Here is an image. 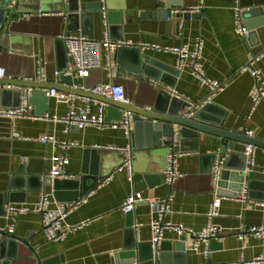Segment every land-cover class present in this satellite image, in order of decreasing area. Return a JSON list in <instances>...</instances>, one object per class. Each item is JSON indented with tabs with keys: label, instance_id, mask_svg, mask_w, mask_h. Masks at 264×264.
<instances>
[{
	"label": "crops",
	"instance_id": "obj_1",
	"mask_svg": "<svg viewBox=\"0 0 264 264\" xmlns=\"http://www.w3.org/2000/svg\"><path fill=\"white\" fill-rule=\"evenodd\" d=\"M3 1L0 0V4ZM25 4L23 12L10 16L7 25H11L14 31L8 32L6 28L7 33L4 34L11 36L18 47H8L6 51L0 48V66L7 73L11 65L15 75L31 71L36 79V58L40 56L45 61L44 81L74 86L75 77L71 76V79L70 75L63 73L69 63L67 54L63 47L56 48L51 41L55 15L51 11L47 15L31 12L37 15L35 19L30 20L29 16L24 19V12L31 9L30 2ZM237 4L243 9L248 29L246 37L238 35L234 29V7ZM71 5L80 7L78 13L82 17L77 20V28L71 26L67 29L62 24L60 35L80 32L93 39H102L106 32L111 41L139 47L140 56L147 62L142 61L141 65L147 67V74L135 78L131 74L134 65L129 51L108 53L100 47L101 68L79 78L83 89L114 82L120 84L124 91H130L133 97L139 96L143 102L155 99L161 91L174 96L171 91L175 90L183 97L179 100L192 102V105H197L196 110L202 105L212 106L216 115L223 116L226 128L252 131V138L264 142V98L251 109L250 93L254 78L244 69L251 54H260L264 50V0H73ZM167 5L170 8L182 7L191 16L175 20L178 27L174 25L167 30L166 21L155 16L156 11ZM10 7H6V13ZM199 37L203 40V72L221 85L218 91L199 82L187 66L178 68L177 56L173 53L150 47L153 44L161 47L187 44L192 48ZM256 65L264 77V56ZM27 91L31 105L28 112L14 118L0 116V227L11 223V219L4 215L7 204L32 205L38 201L42 191L50 193L52 202L48 206L53 207L56 203L69 206L62 225L75 227L68 231L64 240L47 241L41 230L43 215L36 212L19 215L14 222L13 234L28 238L40 260L50 258L53 264H127L128 259L117 255L120 250H129L137 242H150L148 201L166 198L169 203L163 223L181 224L192 230L182 234L186 247L185 263L206 264L210 259L211 264H249L257 255L264 254V235L245 234L238 239L236 234L241 225L264 226V204H256L264 200V186L260 183L264 181V149L255 146V165L252 168L255 183L250 182L246 175L237 190L234 176L230 175L226 180V197L221 200L220 215L215 218L222 229L221 235L219 239L209 241L210 253L203 256L190 247L206 222V210L212 196L213 162L223 158L225 167L232 172L246 162L243 155L245 143L234 141L233 149L223 152L221 147L227 141L220 137L202 133L196 142L184 137L183 143L176 141V146L182 147L176 158L180 178L167 183L163 173L165 152L151 159L154 169L151 173L138 172L144 167L147 170L150 165L133 157L129 177L124 168L119 169L122 162L119 151L108 148L122 147L127 142L123 128L110 124L117 120L115 113L108 115L104 107L106 118L102 125H88L79 130L67 127L63 121L48 118L65 115L69 111L65 102H56L53 98L47 100L40 91L31 94L29 89H25L24 94ZM18 100L15 94L8 98L0 95V108L18 107L15 106ZM101 104L104 103L76 95L73 108L87 106L90 114H97ZM129 126L132 130V122ZM46 134H53L59 142L66 141L70 145L40 143L38 137ZM54 155L68 158L66 176L58 179L79 180V191L83 171L92 172L98 157L97 178L87 173L85 186L88 189L77 200H73L77 190L68 182L56 190L57 197L66 200L60 201L54 196L48 178ZM134 191H139L144 200L137 202L132 212H122L121 203ZM139 222L143 225L137 231L134 225ZM179 236L175 230L165 229L161 242L164 247L171 244L175 249ZM198 246L200 249L204 247L201 243ZM0 264L36 262L33 256L9 259L7 252L0 250Z\"/></svg>",
	"mask_w": 264,
	"mask_h": 264
},
{
	"label": "water",
	"instance_id": "obj_2",
	"mask_svg": "<svg viewBox=\"0 0 264 264\" xmlns=\"http://www.w3.org/2000/svg\"><path fill=\"white\" fill-rule=\"evenodd\" d=\"M27 2L31 3V9L24 12V14H29V17L25 16L24 19L26 17L30 20L35 19L37 15H32V13L34 14L36 12H43V15H47L49 11H51L53 15H55L52 23L54 24V32L51 33V41L56 48L58 46L63 47L66 54L64 41L60 37L62 24H65L67 29L71 28V26L77 28V20L79 17H82V15L78 13L80 7L78 5H71L73 0H67V2H64V0H4L3 3L0 4V48L3 47L4 51H6L8 47H18L11 36H4V34L7 33L6 28H8V32L14 31L11 25H7L10 16L16 12H23V9L26 7L25 3ZM9 5H11V9L6 13V7ZM155 16L166 21V28L168 30L174 25L176 28L178 27L179 23L175 20L191 16V13L183 10L182 7L170 8L167 5L163 9L156 11ZM116 50L129 51L128 54L129 56L131 55L130 57L134 65V69L131 71L133 77L141 78L143 74H147V67L145 66V68H143L141 66L142 61L146 62V59H142V56H140L139 47L135 45L121 46ZM4 51L2 53L3 55L6 53ZM30 51L32 52V50ZM10 55L14 56L13 54ZM33 61L34 60L32 59V62ZM127 74L131 75L128 72ZM6 76H9V79ZM79 85V80L76 78L74 79V86H68L63 85L62 83L38 81L33 78V72L31 71L15 75L13 74L11 65H9L4 78L0 79V95L6 98H8L10 94L17 95L19 100L15 106H19L22 96L25 95V89H29L31 94L35 91H40L48 100L49 97L45 94V89L55 88L59 91L63 90L75 95H82L102 101L105 104L104 107L107 110L108 115L113 112L116 114V119H119L124 112H129L131 114L130 122H132L133 126L129 136V143H131V164L134 163L132 161L133 157H138L137 159L141 160L142 164L148 163L150 165L147 170L144 167V169H140L138 172H154L152 163H150L152 158L158 155L161 156L163 152H165L166 156L171 145L176 141L180 142V144L183 143L182 141L184 137H190L196 142L199 135L202 133L225 139L227 142L221 147L223 152H226L228 149L232 150L233 143L237 140L264 149L263 141L248 137L243 130L234 131L226 128L223 116L219 114L216 115L212 110V106H209V104L202 105L200 109L196 110L197 105L191 106L189 103L182 102L175 96L162 91L157 93L158 95L155 99L150 100L149 102H143L139 96L136 95L133 97L130 91L123 90L126 101H117L107 98L104 95L89 92L88 89L95 86H85V89H83L78 87ZM176 148L178 150H180V148L182 149L180 146H176ZM119 154L121 155L120 159L122 164L124 162V157L121 152H119ZM98 160L97 157V162L95 160L96 165L93 171L87 172L88 175L91 174L95 178H97V172L95 171H97ZM244 167L245 163L242 166L237 167V169L232 170V172H229L228 168L225 167V162H223L219 175L218 192L225 194V183L230 175L235 178V183L238 188L237 190L241 188L246 175H248L250 182L255 183L254 172L251 170L245 174L243 172ZM165 168L166 166L163 168V171ZM83 173L84 174L81 176L82 186L80 191L79 180L62 181L58 178L52 179L48 176L50 183L53 186V194L56 199L60 201L66 200V198L63 199L57 197L56 190H58L64 182H68L70 185L73 184L75 186V190H77L75 192L77 193L73 200H77L79 198L78 196L88 189L85 186V176L88 175L85 171H83ZM260 183L264 186V181H261ZM232 194L236 195L235 193ZM8 196H10L9 193ZM182 240L183 236L180 235L177 242H175V249L172 248L171 244L169 247H164V243L161 241L153 246L151 242H137L129 250H120L117 255L120 258L128 259L127 264H132L133 261L137 264H187L185 263L186 247ZM145 249L148 250L145 251ZM0 250L6 251L9 259L33 256L36 264H53L50 258L46 261L40 260L34 247L29 244L28 238H22L16 234L6 233L3 230H0ZM206 264H211L210 259L206 260Z\"/></svg>",
	"mask_w": 264,
	"mask_h": 264
},
{
	"label": "built area",
	"instance_id": "obj_3",
	"mask_svg": "<svg viewBox=\"0 0 264 264\" xmlns=\"http://www.w3.org/2000/svg\"><path fill=\"white\" fill-rule=\"evenodd\" d=\"M245 10H248L246 8ZM29 14H25L28 16ZM234 19H235V32L240 35L246 37L248 34V29L244 23L243 19V9L237 4L234 7ZM62 40L64 41V46L66 50V54L69 58L68 65L64 68L63 73L73 76L79 80V78H85L88 76V73L92 70H96L97 68H101V57H100V47H104L108 53L115 51L117 48L124 46L123 42L119 41H111L107 37V33L104 32V36L102 39H93L83 33L77 32L76 34H62L60 35ZM202 46L203 40L199 37L193 43L192 48H189L187 44H182L179 46H164L161 47L157 44H153L150 47L156 50L169 51L177 56V67L182 68V66H187L192 72V74L199 80V82L207 84L210 89L214 91H218L221 88V85L216 81L209 79L205 72H203L202 68ZM264 56V50L260 54H251L249 56L248 62L245 65L244 69L249 71V73L254 78V83L252 86V90L250 93V105L251 109H253L263 98H264V77L262 75L261 70L257 67L256 63ZM37 68L35 77L38 81H44V66L45 61L41 59L40 56L37 58ZM109 69V63L107 65ZM5 68L0 66V79L5 76ZM110 73V69H109ZM83 88V86H79ZM89 92L93 94L104 95L107 98L117 101H126L124 98L123 87L120 84L116 83H102L96 85L93 88L88 89ZM29 92L22 96L21 103L18 107L15 108H0V116L7 118H14L16 116H21L24 112H28L31 108L29 101ZM171 93L178 99H183L181 95H179L175 90H172ZM45 94L49 98H53L56 102H65L68 105V112L62 117L58 118L53 115L51 117L48 116L49 119L60 120L63 121L66 126H73L77 129L84 128V126L88 125H102L105 122V109L104 104H101L98 107L97 114H90L87 106H79V108H73V102L76 97L75 94L69 93L66 91H59L55 88H47L45 89ZM192 106V102H189ZM131 114L129 112H124L121 117L114 122H110L111 125L118 124L123 128L124 135L127 139V142L122 147H111L108 148L111 150H118L122 153L124 157V162L119 166V169H125L127 171L128 176H131V168L132 164L130 161L131 158V143H129V136L131 133V129L129 126ZM248 137L252 136V131L243 130ZM40 143L50 144L52 146L61 145L68 147L70 143L66 141L59 142L53 134L41 135L37 139ZM255 145L246 143L243 149L244 158H246L245 167L243 168V172H249L252 170L255 165V157H254ZM181 152L176 148V142H174L167 154L165 156L166 160V168L163 171L164 176L166 177L167 183H173L175 180L180 178L181 173L177 170V156H179ZM51 162L53 163L51 170L49 171L48 176L50 178H64L66 176L65 166L68 163V158L63 156H52ZM224 162L223 158H217L213 162V166L211 168V176H212V196L211 200L208 204L207 212H206V222L202 230H200L196 234V239L193 242L190 249L194 252L202 254L206 256L210 253L209 249V241L211 239H219L221 235V228L215 222V218L220 215V204L221 200L226 196L222 193L218 192V181L220 179V171L222 169V164ZM91 193V191L89 192ZM38 201L32 205H27L25 203H9L5 207L4 215L11 219V223L7 224L4 227H0V230L5 231L6 233L13 234L14 230V222L19 215L36 212L43 215L44 222L42 225V233H44L45 239L48 241H62L66 238L68 231L74 226H63L62 222L65 219L66 213L69 210V206L65 203H56L55 206L50 207L48 204L52 202L50 198L49 192H40L38 196ZM84 199V198H82ZM144 198L140 194L139 191H134L128 194L126 198L121 203L120 209L124 213H130L134 210V207L137 202L143 201ZM169 203V199H163L160 201L151 200L148 201L151 219L148 223V226L151 230V239L150 242L152 246L154 244L159 243L162 240L163 232L165 229H173L176 231L178 235H182L187 231H191V229H185V227L181 224L179 225H169L163 223V218L165 215V211L167 209ZM256 204L262 205L264 204V200L257 202ZM48 206V208L46 207ZM143 223L139 222L134 225V229L138 231V228L142 226ZM238 239H242L245 234H253V235H264V226L256 225V226H239V230L236 233ZM201 243L204 245L203 249H200L198 244ZM262 263L264 264V254L257 255L254 259L249 261V264L253 263ZM132 264H137L133 261Z\"/></svg>",
	"mask_w": 264,
	"mask_h": 264
}]
</instances>
